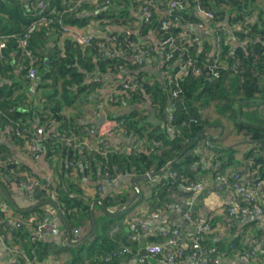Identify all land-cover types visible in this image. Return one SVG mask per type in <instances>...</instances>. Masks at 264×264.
I'll return each instance as SVG.
<instances>
[{
	"label": "trees",
	"instance_id": "16d2710c",
	"mask_svg": "<svg viewBox=\"0 0 264 264\" xmlns=\"http://www.w3.org/2000/svg\"><path fill=\"white\" fill-rule=\"evenodd\" d=\"M41 1L0 0V34H15L8 39L4 57H0V134L7 140H0L1 184L5 185L7 177L13 176L15 168L9 144L24 147L37 136L40 125L46 128L41 136L43 147L40 152L45 157L59 155L63 166L70 163L67 165L71 174L76 163L80 170V160L89 162L85 171L95 175L104 176L109 172L112 176L133 179L158 171L155 176L162 174L163 177L155 189L161 200H170L172 192L181 189V184L197 179L198 172L191 165L198 161L200 168L203 166L201 154L194 149L202 142L214 151L216 161L241 164L254 178L264 177V111L260 109L264 104V0H191L186 10L172 13H168L172 0H152L149 19L141 13L145 5L143 0H98V7L94 0H87L76 9H70L63 0H46L51 5L42 15L62 16L65 22L81 27L97 21L112 39L106 41L95 37L89 44L81 45L73 38L63 36L56 24L43 23L30 39V56L19 45L17 37L39 16ZM71 1L75 3V0ZM198 6L214 13L211 25L215 33L224 36L217 63L214 62L217 47L210 39L201 42L192 31H189L190 39L183 36L182 24L203 21L194 14ZM139 11L141 18L135 15ZM176 16L180 17V23L174 22ZM227 18L237 27L235 35L240 41L236 47L228 40L221 25ZM163 20L173 22L168 30L162 28ZM151 31L157 34L158 45L149 40ZM169 36L174 37L182 49L188 48V51L182 50L183 54L190 53L195 66L202 70L195 73L193 66L182 75L179 81L182 91L177 98H173L166 80L178 67L180 51L172 58L167 57L163 41ZM141 48L148 49L151 54L142 56V62H138ZM32 62L38 69L33 80L27 77ZM149 62L158 66L159 71L168 73L161 76L158 71H151L147 68ZM110 74H114L115 87L128 77L140 84L138 89L130 91L129 98L122 95L123 102L136 107L114 117L123 121L128 134L136 136L141 149L135 150L133 142L124 151L109 146L107 150L97 151L86 146L81 152L66 141L70 137L84 140L90 136L87 133L90 124L79 122L72 114L85 103L105 99L102 90ZM96 75L100 78H95ZM173 102L176 109L169 122ZM70 110L72 113H68ZM52 123L55 127H51ZM8 125H13L14 129H8ZM227 127L242 133L247 140L243 157H237L234 147L221 143L230 133ZM18 130L25 134L24 138L17 135ZM96 139L98 145L105 140L102 136ZM166 171H170L169 176L164 174ZM51 189L56 191L55 200L50 197ZM135 194L136 187L132 185L131 190L104 196L97 193L91 199L78 181L67 179L46 185L36 196L39 201L50 200L61 211L65 235L70 237V242L79 244L75 261L89 260L95 264L99 257L103 259L108 253L129 244L127 238L111 237L108 231L114 219L132 209L139 197L135 198ZM93 202L104 211L95 220ZM0 216L5 217L1 208ZM95 224L97 230L87 238ZM0 229L30 257L37 255L44 260L48 245H44L42 239L27 243L24 240L29 234L16 223L12 227L2 223ZM135 250L133 247L132 251Z\"/></svg>",
	"mask_w": 264,
	"mask_h": 264
},
{
	"label": "crops",
	"instance_id": "0c3cea01",
	"mask_svg": "<svg viewBox=\"0 0 264 264\" xmlns=\"http://www.w3.org/2000/svg\"><path fill=\"white\" fill-rule=\"evenodd\" d=\"M194 11L195 15H199L203 18L205 23L204 27L198 28L196 26L189 27L186 25L187 27L183 26L184 30L182 33L192 31L198 35L197 37L201 42L210 39L214 44L216 42L214 38L215 28L211 25L212 20L207 17L204 11L198 9ZM135 15L141 18L140 11L135 12ZM96 22L97 21H92L89 26H82V28L97 33L106 32L103 27L98 26ZM221 25L227 29L228 40L232 41L233 47H236L240 41V38L235 35L237 27L232 26L228 18L223 21ZM148 37L151 42L158 45L159 40L154 31H151ZM202 45L201 43V46ZM157 67L158 66H153L152 63L149 62L147 68L154 72L158 71V74L161 76H165V74L168 73L167 71H159ZM121 71H123V73L126 72V70ZM149 76L153 75L149 74ZM113 83L114 74H110L102 90L105 95H107L110 89L115 87ZM105 99L102 101H105ZM123 99L124 98H120L113 103L109 101L105 102L102 115L106 114V120L102 125L97 124L99 128H101L102 134L99 133L97 137L87 136L84 138L83 141L88 147L98 145V139L96 138L101 136L108 140V146L114 150L124 151L128 149L133 142L136 143V136L132 134L120 132L113 135L103 134V131L108 128L111 119H116L114 116L129 112L136 107V105L134 106L129 102H123ZM98 103L99 102L85 103L81 105L74 110L72 114L73 117L79 122L88 124L94 123L97 118L102 116H97L99 109L97 106ZM260 109L264 111V104L261 105ZM72 110L68 113H72ZM0 140L3 142L7 141L2 134H0ZM227 140L228 138L225 141ZM8 143H10V141H8ZM247 143V140H230L227 141L225 145L234 147L237 157H243L244 151L247 150ZM9 146L13 152L15 168L12 171L13 176L7 177L5 185L0 183V208L4 211L5 218L12 219L23 231H27L29 236L25 237L24 241L32 243L34 242L33 236L36 234L37 225L43 218L42 215L52 216L54 219L58 220L60 230L57 234L45 235L41 238L43 241L42 243L48 245L47 255L44 256L45 258L42 262L44 264H91L89 260L82 263L79 260L75 261V253L77 252L76 250L79 244L70 242V237L65 235L61 221L62 218L58 212L59 209L55 207L50 200L39 201L36 194L29 190L24 182L29 176L40 178L47 185H55L58 180L74 179L80 183L85 195L94 199L97 193L104 196L106 194H115L122 190H131V186L134 185L133 179L129 176H121L114 182L106 181L104 178L105 176L101 174L95 175L92 172L87 173L85 169L87 170L88 167L83 165L82 160L79 161L80 170H77L76 163L75 167L73 166L74 169L71 174V171H69L70 173L68 172V165L70 163L63 166L61 164V162H63L62 158L57 154H53L51 157L42 155L40 158H34L27 150V144H25L24 147L13 144H9ZM194 149L197 150V153L201 154L203 166L200 168L198 161H195L191 165V168L197 170V179L202 180L204 183L202 193L194 199V214L198 219L209 220L212 226L211 230L205 234L203 240L204 246L217 255L219 264H258L257 258L254 256L247 257L245 251L249 248L252 241L257 239L261 242L257 243L254 247L257 253L256 256L264 257V189L260 196V202L263 207L262 213L244 221L230 216L227 212L228 206L233 203H247V200L237 194L230 186L232 176L236 172L241 171L240 173L243 175L244 181L250 185L254 183L256 178H254L252 173L241 164L216 161L214 151H210V149L204 145V142L197 145ZM65 160L68 159L65 158ZM172 173L173 172H171V174ZM219 173L226 176V184H222L218 180L217 176ZM164 174L169 176L170 171H166ZM162 177L163 175L159 174L147 180H139L138 185L140 191L137 192L136 190L135 194V198L139 195V197L136 198L137 201L135 200L132 209L124 216L114 219L108 231L111 237L117 238L121 236L127 238L132 250L133 247H136L135 252L132 251V254L127 253L109 262L104 258L102 259L101 256L99 257V261L95 264H143L139 260L140 251L144 249L145 245L148 243L160 241L155 230L157 226L165 224L178 226L181 229L184 253L174 261H167L166 258L171 251V249L167 247L159 255H147L144 264H194L191 256V237L194 226L184 215L193 193L188 190L184 186L185 183H183L181 184V189L172 192L170 200L159 199L155 185ZM101 185L104 186V194H101L99 191ZM92 213L93 219L95 220V217H101L104 211L100 205L93 202ZM143 223L148 224L150 230L147 232L142 231L135 239L131 240L130 237L134 235L135 228L141 226ZM96 230L97 225L95 224L92 234L87 238H90ZM7 244L14 243L10 241V239H7L6 242L0 241V264H17V256ZM15 245L26 252L23 247H19V244Z\"/></svg>",
	"mask_w": 264,
	"mask_h": 264
},
{
	"label": "built area",
	"instance_id": "2783aa9c",
	"mask_svg": "<svg viewBox=\"0 0 264 264\" xmlns=\"http://www.w3.org/2000/svg\"><path fill=\"white\" fill-rule=\"evenodd\" d=\"M87 0H75L72 4L71 0H63L64 4L68 5L70 9H76L78 6L86 2ZM191 0H172L170 3V7L168 10V13H172L176 10H186L189 2ZM95 6L98 7L100 5V2L98 0H94ZM109 2V0H107ZM145 5L141 8V13L145 19H149L152 15L151 10L149 9V5L151 4L152 0H143ZM40 5H42V8L39 10V16L33 20L27 28L23 31L22 35H19L17 37V42L19 45L26 50V52L32 56L30 53L28 47L30 46V39L35 33V31L38 29V27L41 24H56L59 26L60 30L62 31L63 36L65 37H71L74 40H76L81 45H87L89 44L95 37L105 38L106 41H109L112 39V37L106 33H97L92 31H87L84 28H82L79 25L76 24H70L65 22L64 18L62 16L57 17H48L45 15H42L43 11L45 9H48L51 4L47 2L46 0H42ZM198 10L204 11L208 18H213L214 13L212 11L203 10L200 6L197 7ZM174 22H181V19L179 16L175 17ZM173 23V22H172ZM170 20H163L162 21V28L165 30H168L170 28V25L172 24ZM185 25L192 27L196 26L198 28L204 27L205 23L203 21H189L185 22ZM224 31L227 29L222 26ZM191 32L186 31L183 33V36H186L188 39L191 38L190 35ZM12 36H15L14 33L7 34V35H1L0 34V57H4L5 55V49L8 47V39ZM215 44L217 47V57L215 58L214 62L217 63L220 58L219 52L222 50V42L224 39V36L222 33L218 32L215 33ZM105 43V42H103ZM163 45L165 47V53L168 58H172L175 56V52L180 51L177 58H178V64L177 69L170 73L167 76V84L169 85L171 89V93L173 98L179 97L182 89L179 84L180 79L182 78V75L186 73L191 67L195 66V60L192 57L190 53L183 54L182 50L188 51V48L184 47L182 49L181 46L178 45L177 41L174 39V37L169 36L163 41ZM167 47L169 48L167 50ZM151 54V51L148 49H140L139 55H137L138 62H142V56L146 57ZM217 66V64H215ZM195 73H201L202 70L200 67L195 66L194 67ZM38 69L37 67L32 64L28 67L27 70V77L29 79H35L37 77ZM95 78H100V75H96ZM140 87L139 82L131 77H128V79L124 80L120 86L114 87L110 89L106 95L105 101H100L98 103V114L97 116L102 115V110L104 107L105 102L107 101H117L120 98H123V96H126V98L131 96L130 91H135ZM123 95V96H122ZM176 109V104L173 102L172 104V110L173 112L170 113L168 121H172L174 118V110ZM51 127H55V125L52 123ZM8 129H14L13 125H8ZM46 131L45 125H40L37 128V136L32 141H27V150L34 158H40L42 156V153L40 152L42 149V135ZM101 133V128L97 125L96 121L94 123H91L87 128V133L90 134V136H96L98 133ZM127 133V129L123 125L122 120L117 119H111V122L106 130L103 131V134L113 135L117 133ZM17 135L20 137H25V134L18 130ZM77 138H68L67 144L73 145L75 148H78L79 151L83 152L88 145L83 140H77ZM90 150L95 149L97 151H101L102 149L107 150L108 148V140L105 139L104 143L102 145H96L92 147H88ZM133 148L135 150L141 149V146L137 143L133 144ZM105 153V151H103ZM83 165L85 167H89V162L82 161ZM73 164V162H71ZM172 175H176L174 172ZM104 178L106 181H116L121 176H112L109 172H105ZM218 180L222 184H226L227 178L224 174H218ZM25 186L31 190L34 194L38 192L39 189L45 187L47 184L42 181L40 178L29 176L27 180L24 182ZM184 186L192 191L193 196L188 202L189 205L187 206V209L185 210V217L187 220H189L193 226L194 231L191 237V256L193 258L194 264H219V259L216 254L211 252L206 246L203 244V240L205 237V234L208 233L212 226L209 220L205 219H198L195 217L194 214V199L197 198L198 195H200L204 189V183L202 180L197 179L196 181L185 183ZM230 186L236 191L237 194L241 195L247 200L246 204H237L233 203L230 206L227 207V212L230 216L235 217L239 220H246L249 219L257 214H260L263 212V207L260 202V196L264 189V177L256 178L254 183L252 185L246 183L244 181L243 175L240 172H236L232 179L230 180ZM99 191L101 194L105 193L104 186L101 185L99 187ZM50 197L52 199H56V191L54 189H51L50 191ZM5 223L8 227H12L15 224V221L12 219H7L5 217L0 216V224ZM60 230V224L58 220L54 219L50 215H45L43 218L39 221L37 228H36V234L33 236V240H39L45 235H54L57 234ZM150 230V226L146 223H143L141 226L136 227L134 230V235L130 237L131 240L135 239L137 235H139L142 231L147 232ZM76 231V230H75ZM157 237L160 239V241L155 243H148L145 245L144 249L140 251V257L139 260L141 263H145L146 256H156L161 254L165 248L169 247L171 249L170 253L168 254L166 260L167 261H174L179 256H181L184 253V247L182 242V231L178 226L174 225H160L156 227L155 230ZM7 236L6 234L0 229V241L6 242ZM261 242L260 240L254 239L252 243L250 244L249 248L245 251V255L247 257H256L258 260V264H264V257H257V253L255 251V245L257 243ZM8 245V244H7ZM8 247L16 254L17 256V264H44L37 255H34L33 257H30L27 252L22 251L19 249L15 244H9ZM132 248L131 245H124L122 247H119L115 251H112L111 253H108L105 255L104 259L106 261H111L116 256H122L127 253H131Z\"/></svg>",
	"mask_w": 264,
	"mask_h": 264
},
{
	"label": "water",
	"instance_id": "95a60500",
	"mask_svg": "<svg viewBox=\"0 0 264 264\" xmlns=\"http://www.w3.org/2000/svg\"><path fill=\"white\" fill-rule=\"evenodd\" d=\"M183 26H186V25L183 24ZM186 27H187V26H186ZM105 120H106V114H103L101 117H99V118L96 119V123L99 124V125H102V124L104 123ZM211 138H212V137H211ZM157 173H158V171H152V172H149V173H147V174H145V175L135 176V177L133 178V183H134V186L136 187L137 192L140 191V187H139V185H138V181H139V180L149 179V178L155 176ZM8 177H9V176H8ZM58 212H59V214H60V216H61V218H62L63 216H62L61 211L58 210ZM19 224H20V223H19Z\"/></svg>",
	"mask_w": 264,
	"mask_h": 264
},
{
	"label": "rangeland",
	"instance_id": "374dc122",
	"mask_svg": "<svg viewBox=\"0 0 264 264\" xmlns=\"http://www.w3.org/2000/svg\"><path fill=\"white\" fill-rule=\"evenodd\" d=\"M232 128L231 127H227L226 128V130L228 131H230V133L228 134V140L227 141H230V140H232V141H243L244 140V136H243V134L242 133H237L235 130H231ZM227 138H225V139H222L221 140V143H226L227 141H225ZM208 149H210V151L212 150L211 148H209L208 147Z\"/></svg>",
	"mask_w": 264,
	"mask_h": 264
}]
</instances>
